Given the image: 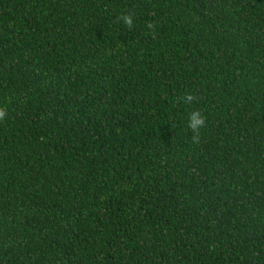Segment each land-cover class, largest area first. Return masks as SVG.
I'll list each match as a JSON object with an SVG mask.
<instances>
[{"label": "trees", "instance_id": "16d2710c", "mask_svg": "<svg viewBox=\"0 0 264 264\" xmlns=\"http://www.w3.org/2000/svg\"><path fill=\"white\" fill-rule=\"evenodd\" d=\"M0 108V264H264V0H0Z\"/></svg>", "mask_w": 264, "mask_h": 264}, {"label": "clouds", "instance_id": "9594fccd", "mask_svg": "<svg viewBox=\"0 0 264 264\" xmlns=\"http://www.w3.org/2000/svg\"><path fill=\"white\" fill-rule=\"evenodd\" d=\"M117 20H122L124 25L131 29L133 27V17L129 14H124L122 16L117 17ZM195 97L188 93L183 97V100L186 103H191ZM6 116V109L0 108V120H3ZM206 124V117L201 114L199 110H193L188 115V128L193 132V142H199L200 138V130Z\"/></svg>", "mask_w": 264, "mask_h": 264}]
</instances>
